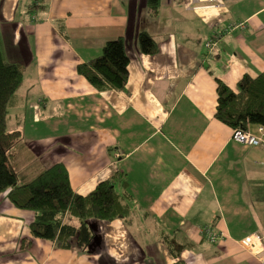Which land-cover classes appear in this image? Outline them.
<instances>
[{
  "label": "crops",
  "instance_id": "0c3cea01",
  "mask_svg": "<svg viewBox=\"0 0 264 264\" xmlns=\"http://www.w3.org/2000/svg\"><path fill=\"white\" fill-rule=\"evenodd\" d=\"M221 1L162 0L153 14L146 0H32L24 24L15 18L21 0H5L2 20L33 46L32 75L11 112L27 151L64 163L81 194L112 181L131 212L90 222L88 247L63 248L35 236L36 213L0 191V264H264L242 244L259 234L264 248V146L235 141L215 115L218 82L237 89L264 70V0ZM142 30L156 52H142ZM119 36L127 84L99 90L78 65ZM207 225L222 234L215 243Z\"/></svg>",
  "mask_w": 264,
  "mask_h": 264
},
{
  "label": "trees",
  "instance_id": "16d2710c",
  "mask_svg": "<svg viewBox=\"0 0 264 264\" xmlns=\"http://www.w3.org/2000/svg\"><path fill=\"white\" fill-rule=\"evenodd\" d=\"M146 2L155 14L162 0ZM138 39L142 52L157 51V42L147 31H140ZM129 62L126 37L119 36L107 41L100 55L80 63L78 71L99 90H122L128 81ZM25 69L22 62L5 59L0 44V191L6 193L17 207L36 213L31 224L35 236L55 239L63 248L75 244L88 247L94 240L90 222L128 217L131 212L129 194L118 193L110 180L99 183L87 195L81 194L74 189L64 163L41 160L27 151L22 131L11 123L10 112L21 96ZM237 87L233 89L222 81L218 82L215 115L233 130L251 131L249 125L258 124V133L251 132L261 135L259 127L264 126V70L257 76L245 74ZM66 214L75 216L79 224L67 223ZM208 229L216 230L213 225L203 228L209 239ZM177 262L185 264L180 260Z\"/></svg>",
  "mask_w": 264,
  "mask_h": 264
},
{
  "label": "rangeland",
  "instance_id": "374dc122",
  "mask_svg": "<svg viewBox=\"0 0 264 264\" xmlns=\"http://www.w3.org/2000/svg\"><path fill=\"white\" fill-rule=\"evenodd\" d=\"M32 2V0H21L19 5L15 8V18L24 24H28L29 20L26 18V10L28 7V2ZM5 0H0V30L2 36L0 35V44L3 53V57L6 59H23L25 65L33 67V46L28 42L27 37L24 35L22 37L17 36V32L10 31V26L16 25L15 23L9 24L6 17L5 20H2V15L6 14V8L4 7ZM7 3V0H6ZM40 12V11H39ZM38 13V11H37ZM6 16V15H5ZM37 50V48H36ZM37 53V52H36ZM9 61V60H8ZM20 62V61H19ZM32 72H26L24 77V86L22 91L26 93V82L27 77L31 76ZM15 108H11L10 112H15ZM259 254V253H258ZM261 260H263V256L261 254L258 255Z\"/></svg>",
  "mask_w": 264,
  "mask_h": 264
},
{
  "label": "built area",
  "instance_id": "2783aa9c",
  "mask_svg": "<svg viewBox=\"0 0 264 264\" xmlns=\"http://www.w3.org/2000/svg\"><path fill=\"white\" fill-rule=\"evenodd\" d=\"M211 4L206 5V7H222L224 3L221 0H208ZM244 22H238L231 26V29L235 27H244ZM206 47L209 49H215L217 42L214 39L207 40L205 43ZM261 135L252 133L249 130L234 129L233 130V139L239 143L246 145H263L264 144V126L259 127ZM208 237L211 241L216 242L219 237L222 236L221 233L215 232L211 229H208ZM206 231V232H207ZM242 244L246 248L252 250L255 254L264 253V248L262 244V238L259 234H251L242 239ZM258 254V255H259Z\"/></svg>",
  "mask_w": 264,
  "mask_h": 264
}]
</instances>
